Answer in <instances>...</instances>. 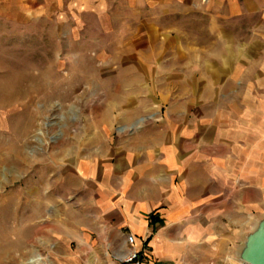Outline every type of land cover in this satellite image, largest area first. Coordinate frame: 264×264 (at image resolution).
<instances>
[{
    "label": "rangeland",
    "instance_id": "1",
    "mask_svg": "<svg viewBox=\"0 0 264 264\" xmlns=\"http://www.w3.org/2000/svg\"><path fill=\"white\" fill-rule=\"evenodd\" d=\"M32 9L20 20L0 17V264H67L105 194L126 198L134 175L154 168L156 138L233 155L238 180L250 163L257 229L264 0H221L204 15L160 18L171 32L148 49L128 47L132 27L106 13ZM165 44L178 53L159 57Z\"/></svg>",
    "mask_w": 264,
    "mask_h": 264
},
{
    "label": "crops",
    "instance_id": "2",
    "mask_svg": "<svg viewBox=\"0 0 264 264\" xmlns=\"http://www.w3.org/2000/svg\"><path fill=\"white\" fill-rule=\"evenodd\" d=\"M203 1L0 0V17L16 21L24 18L30 7L41 13L66 4L84 6L97 15L106 13L112 24L132 27L128 40L133 44L128 47L144 44L148 49L157 46L161 32H171L161 27L160 18L204 15L221 2L206 0L204 5ZM174 40L178 47L179 40ZM160 48L159 57L178 53L173 45ZM199 48L204 52V43ZM202 69L215 78L208 67ZM186 141L181 138L180 143L172 136L156 138L155 159L149 163H154V168L134 175L126 198L107 200L112 194H105L101 201L105 202L93 208L91 227L74 236L76 245L66 257L67 264H119L131 250L126 243L128 235L134 239L133 249L141 254L142 264H245L238 255L247 233L252 232L254 208L247 153L240 156L246 162L242 185L233 155L193 153L181 148ZM99 179L94 186L103 193L108 184L104 177Z\"/></svg>",
    "mask_w": 264,
    "mask_h": 264
},
{
    "label": "water",
    "instance_id": "3",
    "mask_svg": "<svg viewBox=\"0 0 264 264\" xmlns=\"http://www.w3.org/2000/svg\"><path fill=\"white\" fill-rule=\"evenodd\" d=\"M238 257L245 264H264V221L246 235Z\"/></svg>",
    "mask_w": 264,
    "mask_h": 264
},
{
    "label": "built area",
    "instance_id": "4",
    "mask_svg": "<svg viewBox=\"0 0 264 264\" xmlns=\"http://www.w3.org/2000/svg\"><path fill=\"white\" fill-rule=\"evenodd\" d=\"M126 243L131 250L119 261V264H142L141 254L133 249L134 239L131 235L126 237Z\"/></svg>",
    "mask_w": 264,
    "mask_h": 264
}]
</instances>
